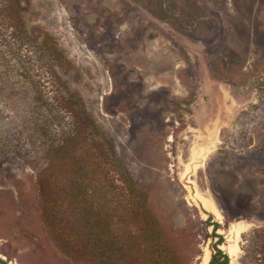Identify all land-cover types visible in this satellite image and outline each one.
I'll return each mask as SVG.
<instances>
[{
  "label": "rangeland",
  "instance_id": "1",
  "mask_svg": "<svg viewBox=\"0 0 264 264\" xmlns=\"http://www.w3.org/2000/svg\"><path fill=\"white\" fill-rule=\"evenodd\" d=\"M67 86L150 213L132 223V196L95 197L100 264H122L132 243L131 262L153 264L169 242L184 264L217 249L219 262L264 264V0H0V264H77L61 247L74 207L63 186L91 143L58 103Z\"/></svg>",
  "mask_w": 264,
  "mask_h": 264
},
{
  "label": "trees",
  "instance_id": "2",
  "mask_svg": "<svg viewBox=\"0 0 264 264\" xmlns=\"http://www.w3.org/2000/svg\"><path fill=\"white\" fill-rule=\"evenodd\" d=\"M55 52H57V50ZM56 77L58 81H63L59 74H57ZM62 83L67 85L65 82ZM57 93L61 97V100L58 103L61 104V107H63L66 112L76 113L77 115L80 113V115L85 118L86 130L88 132L87 136L89 138L87 141L91 143L89 144L88 150L90 152V159H87L88 161L75 159L72 163L73 168H71V173H69V175L71 174L73 178H71V181L63 186V190L66 194L73 198L74 207L71 210V229L69 232L65 229L64 232H62V234L68 237V241H63L61 247L63 252L77 264H100V260L104 254V243L102 241L104 232L102 228L103 213L101 211L100 202L96 198L100 199V196H106L114 191H119V195L127 194L129 197L132 196L133 201L131 203L128 201L126 205L127 213L125 214V217L130 221H133L132 223H137L133 220L136 218V211L137 214H150L148 211L146 195L140 191L138 182L132 177L126 167L118 161L114 147L105 136H102L97 125L90 118L85 108L82 107L81 109H75L70 106L71 103L74 102L73 98L76 94L71 92L68 86L65 87L63 92L61 91ZM80 104L82 106L81 100L79 101V98H75V105ZM76 118H78V116H76ZM75 122L76 123H74L73 126L74 128H77V120ZM96 136H99V138L96 139ZM98 140L101 142L98 143ZM94 141L97 143V146H95ZM62 145L63 141H61L60 148H63ZM94 156H98V159L101 156L102 159L104 158L103 162L98 165L93 160ZM111 173L118 176V181L121 183V187L115 184L116 180L113 179ZM99 175H103L104 177L96 178V176ZM38 179L41 184L40 187L42 194L45 198H49L47 195L48 193L45 191V187L48 182L44 179L41 172H38ZM138 195H141V203H139L134 210V198ZM44 215L48 225L55 223L52 221L53 216L51 215L47 205L44 206ZM56 226L57 222L55 227ZM157 232L158 239L160 237L164 238V234L161 230ZM55 233L56 230H54V237L56 236ZM60 234H58V236ZM58 236H56V239H59ZM123 248L124 249L121 252L123 255L122 258H124L122 264H137L136 261H131L137 260V254L143 252V248L138 245H134V243L129 246L128 244H125ZM153 248L152 258L153 253L156 254V260L152 261L153 264H184L178 251L170 242L167 244L162 243L159 246H154ZM161 250L164 254H161ZM220 254L221 251L217 249L215 256H213L209 264H227V258H225L223 262H219V260L216 259V255Z\"/></svg>",
  "mask_w": 264,
  "mask_h": 264
},
{
  "label": "bare ground",
  "instance_id": "3",
  "mask_svg": "<svg viewBox=\"0 0 264 264\" xmlns=\"http://www.w3.org/2000/svg\"><path fill=\"white\" fill-rule=\"evenodd\" d=\"M196 196H198V197H200L201 199H204L205 198V196H199V193H197V195ZM204 202V204L207 206V208L209 209V210H214V208H213V204H211L209 201H207V200H205V201H203ZM215 211V210H214ZM230 252V251H229ZM12 264H16V263H12Z\"/></svg>",
  "mask_w": 264,
  "mask_h": 264
},
{
  "label": "flooded vegetation",
  "instance_id": "4",
  "mask_svg": "<svg viewBox=\"0 0 264 264\" xmlns=\"http://www.w3.org/2000/svg\"><path fill=\"white\" fill-rule=\"evenodd\" d=\"M2 263V262H1ZM10 264H11V262H10Z\"/></svg>",
  "mask_w": 264,
  "mask_h": 264
}]
</instances>
